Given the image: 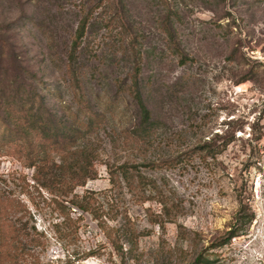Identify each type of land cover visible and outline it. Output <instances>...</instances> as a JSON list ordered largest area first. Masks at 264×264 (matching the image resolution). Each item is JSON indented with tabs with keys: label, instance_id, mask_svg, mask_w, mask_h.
Segmentation results:
<instances>
[{
	"label": "rangeland",
	"instance_id": "obj_1",
	"mask_svg": "<svg viewBox=\"0 0 264 264\" xmlns=\"http://www.w3.org/2000/svg\"><path fill=\"white\" fill-rule=\"evenodd\" d=\"M97 1L86 0L91 20L82 55L69 71L66 47L80 0H0V97L11 96L15 112L17 84L38 83L57 123L88 127L84 140L98 144L99 175L75 192L96 191L105 210L116 204L119 213L111 225L126 214L146 234L139 239L138 257L122 259L98 220L69 203L72 195L42 185L44 175L29 165L25 151L17 155L2 147L11 132L0 125V191L21 204L24 221L46 233L40 264H186L227 234L243 205L254 217L240 235L214 249L218 263L264 264V0H105L95 7ZM166 1L181 16L173 20L174 40L162 25ZM131 46L144 56L142 92L160 124L156 142L140 148L124 140L139 118L128 89L135 63ZM183 55L190 58L184 64ZM28 73L37 78L30 80ZM229 120L243 129L211 155L207 144L229 138ZM28 139L39 140L34 132ZM51 152L60 163L59 152ZM167 159L175 162L141 166L181 205L177 222L164 229L152 222L161 204L142 201L123 180L114 186L107 163ZM60 203L76 220L72 235H64L70 224L60 226L63 235L56 231L65 218ZM11 214L17 218L23 211ZM180 223L190 238L179 242Z\"/></svg>",
	"mask_w": 264,
	"mask_h": 264
},
{
	"label": "trees",
	"instance_id": "obj_2",
	"mask_svg": "<svg viewBox=\"0 0 264 264\" xmlns=\"http://www.w3.org/2000/svg\"><path fill=\"white\" fill-rule=\"evenodd\" d=\"M104 1L98 0L95 7H101L104 5ZM80 2L81 4L78 5V23L66 47L69 71L72 70V64L82 55L83 40L92 15L86 0H80ZM165 6L168 11L162 20V25L171 39L174 40L173 20L180 21L181 16L179 11H174L167 1ZM131 48L135 63L131 69L132 82L128 89L138 106L139 118L132 128L125 130L124 140L140 148L143 144L156 142V134L160 124L155 118L154 112L148 106L142 92L140 74L144 56L135 47L131 46ZM188 59L190 58L183 55L180 62L184 64ZM28 74L32 77H30V80L37 78L35 73ZM24 83L21 80L14 90V96L20 102V106L15 112L10 109L11 96L0 97V125L5 126L11 132V137L1 143L2 147L8 148L9 153L17 155L20 154L21 150L25 151L29 165L35 167L39 174L44 175L42 185L46 187L55 186L61 195L67 197L72 195L69 203L82 212L91 213L98 220L99 227L104 231L107 240L117 250L122 259L138 257L136 249H138L139 239L146 232L138 230L126 214L123 216L125 217L123 222L118 225H111L109 220L116 219L117 213H119L115 208L116 204L111 202L109 208L105 210L96 191L87 189L82 194L75 192L78 186H85L89 180L96 179L99 175L97 164L101 161V158L98 153V144L90 138L84 140L86 131H83V129L89 128L77 126L73 123L66 124V126L57 123L48 114L45 95L39 93L42 92L39 89L40 84L27 83L25 85ZM20 92L25 93L21 94ZM227 124L229 130L226 131L225 135L229 138H225L222 144L219 145L214 144L212 141L207 144V146L210 145L209 152L211 155L215 150L218 153L226 148L231 142V138L232 140L235 139L237 129H243V125L234 120H229ZM255 127V125L252 126L254 131ZM14 132L21 134L22 137H12ZM32 132L37 134L39 140L32 141L28 139ZM253 138L257 140L256 136ZM80 139L83 142L78 143ZM212 140L214 141V139ZM52 148L59 152L60 163L52 157ZM0 155H2L1 152ZM174 162V159H167L140 163L130 161L121 164L107 163L110 181L114 186L120 185L121 180H123L130 189L136 190L137 196L142 201L155 199L161 204L162 211L154 214L152 222L164 229L168 222H177L178 215L181 214V205L163 194L156 181L141 171V166L157 167L172 165ZM60 205L65 218L61 224H55L56 231L63 235L60 226L70 224L64 235H72L76 231L70 228L71 223L76 222V220H73L65 212L68 207L64 203H60ZM244 208V205L241 206V209L235 214L232 225L225 236L201 248L186 264H220L214 249L226 245L232 238L240 235L245 229V225L249 224L254 217L253 212L245 211ZM16 210L23 211L22 216L13 217L11 212ZM25 214L26 212L20 203H13L5 192L0 191V264H40V251L46 248L48 237L44 231L38 230L35 225H29L28 220L24 221ZM78 219H81V216ZM178 230L179 242L190 238L189 232L183 224H178ZM181 249L183 251L182 247ZM170 250L175 251L176 249L170 248ZM95 252L96 250L90 251V253Z\"/></svg>",
	"mask_w": 264,
	"mask_h": 264
}]
</instances>
